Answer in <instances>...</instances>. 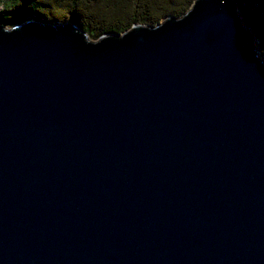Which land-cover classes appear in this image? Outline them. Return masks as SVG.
Here are the masks:
<instances>
[{"label":"water","instance_id":"95a60500","mask_svg":"<svg viewBox=\"0 0 264 264\" xmlns=\"http://www.w3.org/2000/svg\"><path fill=\"white\" fill-rule=\"evenodd\" d=\"M0 264H264V57L235 0L97 39L0 23Z\"/></svg>","mask_w":264,"mask_h":264},{"label":"trees","instance_id":"16d2710c","mask_svg":"<svg viewBox=\"0 0 264 264\" xmlns=\"http://www.w3.org/2000/svg\"><path fill=\"white\" fill-rule=\"evenodd\" d=\"M194 0H0V23L13 25L27 14L47 20H71L97 39L141 22L157 24L181 15Z\"/></svg>","mask_w":264,"mask_h":264},{"label":"rangeland","instance_id":"374dc122","mask_svg":"<svg viewBox=\"0 0 264 264\" xmlns=\"http://www.w3.org/2000/svg\"><path fill=\"white\" fill-rule=\"evenodd\" d=\"M235 1L236 4L238 5V9L245 24L253 30L256 38L257 48L264 57V0H235ZM166 16H164L162 19H164ZM31 17H34V14H27L25 18H23L18 22L30 19ZM59 21H63V20H59Z\"/></svg>","mask_w":264,"mask_h":264}]
</instances>
